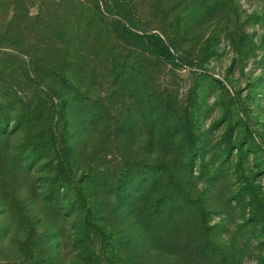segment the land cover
<instances>
[{"label":"rangeland","instance_id":"rangeland-1","mask_svg":"<svg viewBox=\"0 0 264 264\" xmlns=\"http://www.w3.org/2000/svg\"><path fill=\"white\" fill-rule=\"evenodd\" d=\"M12 1L0 0V77L21 83L18 64L6 58L8 53L16 55L6 33L15 27ZM62 1L46 0L43 6V0H21V12L23 3L32 21L37 14L53 17L70 4ZM208 2L135 0L146 27L165 32L174 51L194 61L177 67L147 61L154 82L145 81L144 90L154 85L169 103L189 112V127L179 140L189 164L182 193L169 194L160 218L140 223L141 231H150L151 247L143 246L136 233L132 239L120 233L128 257L114 264H264V0H223L221 6ZM36 26L21 20L24 58L51 59L47 41L35 37ZM90 41L83 44L88 53L80 58L103 61ZM28 42L36 47L34 52L25 48ZM100 91L90 93L91 98L108 101L107 86ZM113 100L112 115L122 122V99ZM12 107L4 101L0 125V264H106L98 256L97 240L90 243L92 252L85 250L86 235L70 205L71 194L55 186L54 200L44 196L54 172L45 154L38 152L36 138H30L42 125L52 124V111L23 116ZM137 123L142 126L132 137L133 146L123 145L121 133L118 150L105 148L106 137L99 134L104 149L94 165L119 169L122 159L135 165L155 159L159 150L149 142L152 136L144 122ZM107 138L115 139L111 134ZM161 139L158 146L166 149L164 133ZM164 156L162 152L157 158L167 159ZM117 216H125L123 210Z\"/></svg>","mask_w":264,"mask_h":264},{"label":"trees","instance_id":"trees-1","mask_svg":"<svg viewBox=\"0 0 264 264\" xmlns=\"http://www.w3.org/2000/svg\"><path fill=\"white\" fill-rule=\"evenodd\" d=\"M67 1L70 4L62 12L54 11L53 17L37 14L34 17L37 21H32L23 3L24 13L21 12V0L12 1L15 7L11 22L15 27L6 33L12 39L7 42L15 46L16 55L8 53L6 58L18 64L24 81H12L8 75L0 77V125L5 116L1 115L5 100L23 116L34 110L52 111V124L42 125L37 136L30 138H36L38 152L45 154L54 172L43 189L44 196L54 200L55 186L70 193V205L79 213L82 232L79 233L83 234L84 229L86 235L85 250L92 252L90 243L97 240L98 256L106 264H114L128 257H125V245L118 240L120 233H125L127 239L136 233L143 246L151 247L150 231L149 235L141 231L140 223L148 218H160L166 201H170L169 194L174 197L182 193L181 182L186 178L189 164L180 151L179 141L183 130L189 127V112L169 103L165 93L156 91L154 85L144 91L145 81L154 82L147 61L173 67L192 65L194 61L176 53L165 32L146 27L137 14L135 0ZM207 1L221 6L223 0ZM21 20L37 24L35 37L47 41L45 47L52 49L53 58H24ZM87 40H91V49L102 55L103 61L80 58V54L88 53L83 47ZM25 48L34 52L36 47L28 42ZM98 86L100 89L107 86L108 101L91 98L90 93H101ZM115 96L122 99L123 111L118 115L122 122L112 115ZM139 121L144 122V128L151 134L149 142L152 141L155 151L159 150L158 155L166 153L167 159L159 160L155 155V159L139 161L136 165L122 159L123 167L119 169L94 165L104 149L99 134L106 137L105 148L118 150L122 145L117 135L121 133H125L123 145L133 146L132 137L142 126ZM163 133L169 143L166 149L158 146ZM187 133L191 138V130ZM109 134L115 139L109 140ZM31 143L34 148L36 141ZM187 193L192 192L187 190ZM118 210H123L125 216H117Z\"/></svg>","mask_w":264,"mask_h":264}]
</instances>
